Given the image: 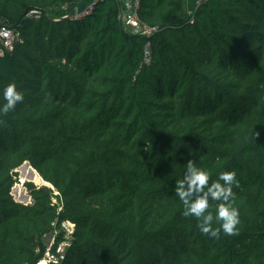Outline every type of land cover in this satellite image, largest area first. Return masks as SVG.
<instances>
[{
    "label": "trees",
    "instance_id": "obj_1",
    "mask_svg": "<svg viewBox=\"0 0 264 264\" xmlns=\"http://www.w3.org/2000/svg\"><path fill=\"white\" fill-rule=\"evenodd\" d=\"M75 3L0 0L17 36L0 55V103L10 83L24 93L0 116V264H39L63 222L75 224L65 259L48 264H264V0L193 13L141 0L149 36L122 27L119 0L80 19ZM189 160L210 183L236 172L237 234L211 238L182 215ZM25 163L52 187L25 184L27 205L12 196Z\"/></svg>",
    "mask_w": 264,
    "mask_h": 264
},
{
    "label": "clouds",
    "instance_id": "obj_2",
    "mask_svg": "<svg viewBox=\"0 0 264 264\" xmlns=\"http://www.w3.org/2000/svg\"><path fill=\"white\" fill-rule=\"evenodd\" d=\"M0 116L15 110L24 101V93L18 90L15 83L3 88ZM258 135V133H254ZM211 172L198 167L194 160L186 163L182 179L177 180L174 193L183 204L182 215L195 217L199 230L211 237L219 238L221 233L231 236L238 232L240 212L234 206L236 193L234 187H239L235 171H222L218 178L210 183ZM210 201L216 202L215 215L211 211ZM214 220L219 224L213 227Z\"/></svg>",
    "mask_w": 264,
    "mask_h": 264
},
{
    "label": "built area",
    "instance_id": "obj_3",
    "mask_svg": "<svg viewBox=\"0 0 264 264\" xmlns=\"http://www.w3.org/2000/svg\"><path fill=\"white\" fill-rule=\"evenodd\" d=\"M99 1H105V0H90V2L82 9H79L81 7H79V5H76L75 3V8L73 10V13L71 14V17L74 19H80L83 18L85 16L90 15L93 10H94V6L96 3H98ZM203 0H199V2H201ZM120 3V9H121V24L122 27L124 29H126L127 31L131 32L132 34H144L149 36L150 34H152L153 30L151 28H149L141 19H140V15H139V9H140V5H141V0H119ZM39 12L37 11H33L28 15L29 19H36L37 17H39ZM17 36L15 34V32L13 31L12 28L8 27V26H1L0 27V55H4L6 52H9L13 49L15 40H16ZM69 223L71 226V229L68 230L67 232H63L65 235H68V237L65 239L60 241L59 244L61 242H64L65 240H67V246L64 250V252H62L59 256L55 255V253H53L50 249L49 246L46 242V236L44 238L45 241V246H46V251L44 253V257L43 260L41 261V263H46L48 264L49 262L52 261H59V260H64L65 259V251L69 246V239L70 236L73 232V230L75 229V224H72L70 222H66ZM56 230V229H55ZM54 232V231H53ZM52 233V232H51ZM50 233V234H51ZM62 232H60L56 237H55V245H56V241H57V237L61 234ZM39 263V264H41Z\"/></svg>",
    "mask_w": 264,
    "mask_h": 264
},
{
    "label": "rangeland",
    "instance_id": "obj_4",
    "mask_svg": "<svg viewBox=\"0 0 264 264\" xmlns=\"http://www.w3.org/2000/svg\"><path fill=\"white\" fill-rule=\"evenodd\" d=\"M25 170H23L24 173H31L32 170L30 167L26 168L24 165L22 166ZM17 183L14 185V187L12 188V196L13 198L15 199V201L19 202V203H22V204H25V202L23 201H20L17 196L20 195V194H24L25 198H29L28 199V203L27 204H31L32 203V198L30 196V193L29 191L27 190V188L25 187V184L27 183H32L34 184L35 186H37L38 188L40 187H48V188H52L51 185L47 184L46 182L43 181V179L41 178L40 180H35L36 179V173L32 172L30 174V178L27 180L25 178L22 177V173L20 171V168L17 169ZM33 176V178H32ZM33 179V180H32ZM55 194H57L56 192L53 193V196H56ZM56 202H58L57 199H55ZM71 229V226L69 223H66V222H63L61 223L58 228L56 230H54V232H52L51 234H49L47 237H46V242L49 246V249L55 253V255L59 256L62 252H64L66 246H67V240H65L64 242H61L59 244L58 240L56 241V245H55V237L60 233V232H67L68 230ZM61 233V234H62ZM60 234V235H61ZM68 237V235H66L64 238L66 239ZM44 244H45V241H44ZM41 263V262H40ZM41 264H46V263H41Z\"/></svg>",
    "mask_w": 264,
    "mask_h": 264
},
{
    "label": "crops",
    "instance_id": "obj_5",
    "mask_svg": "<svg viewBox=\"0 0 264 264\" xmlns=\"http://www.w3.org/2000/svg\"><path fill=\"white\" fill-rule=\"evenodd\" d=\"M90 0H76V5H79V9L84 8ZM199 5V0H189V10L193 13Z\"/></svg>",
    "mask_w": 264,
    "mask_h": 264
},
{
    "label": "water",
    "instance_id": "obj_6",
    "mask_svg": "<svg viewBox=\"0 0 264 264\" xmlns=\"http://www.w3.org/2000/svg\"><path fill=\"white\" fill-rule=\"evenodd\" d=\"M24 166H25L26 168L31 167L29 163H25ZM31 168H32V167H31ZM21 169H22V170H25L23 167H20V170H21ZM32 169H33V168H32ZM33 170H34V169H33ZM28 199H29L28 197L25 198V201H24L25 204H24V205H27V203H28Z\"/></svg>",
    "mask_w": 264,
    "mask_h": 264
}]
</instances>
